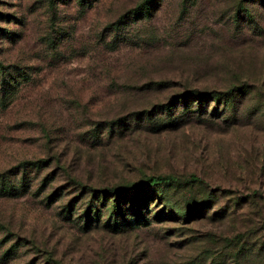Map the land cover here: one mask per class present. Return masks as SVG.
Returning a JSON list of instances; mask_svg holds the SVG:
<instances>
[{
  "label": "rangeland",
  "instance_id": "1",
  "mask_svg": "<svg viewBox=\"0 0 264 264\" xmlns=\"http://www.w3.org/2000/svg\"><path fill=\"white\" fill-rule=\"evenodd\" d=\"M142 1L0 0V264H264V0Z\"/></svg>",
  "mask_w": 264,
  "mask_h": 264
},
{
  "label": "trees",
  "instance_id": "2",
  "mask_svg": "<svg viewBox=\"0 0 264 264\" xmlns=\"http://www.w3.org/2000/svg\"><path fill=\"white\" fill-rule=\"evenodd\" d=\"M158 1V0H157ZM152 3H155V0H143L140 5L136 8L138 12H140L141 10H145V8H147L146 5H150ZM239 9L243 10L246 12V8H242L239 7ZM0 69H1V64H0ZM247 85L245 84H237V85H232L226 88V90L224 91H220V90H208V91H199L197 89H186L185 91H181L176 95H173L170 97V100L168 104H166L165 106H168L169 104H177L180 100L182 102V104L184 105V110L183 112H187L189 111L188 104L189 102H187V100L191 99L192 101H194V103L196 102H203V101H212L214 100L215 103H219L224 105V107L227 108H233V101L234 98L238 95V94H246L247 93ZM200 111L201 106L197 107ZM224 113V112H223ZM48 179V177H47ZM2 182V179L0 180ZM175 184V179L173 176L171 175H148L145 176L138 184H133V186L127 187H118V188H111L109 190H103L101 191V204H103L104 202V198L105 197H116L113 198V204L112 207L114 208L112 210V213L114 215L118 216V205H119V201L121 199H123V194H126L127 189H131L130 190V195H133L136 199L135 201V206L137 205L138 201L142 204V202L139 200V194L141 192V188H151L154 192V194L156 195H160V197H164L166 194L163 193V191L167 188L170 187L172 185ZM0 190H5V186L1 187ZM160 190V191H158ZM107 191V192H106ZM104 193L107 195H104ZM96 200L99 197L98 195L95 196ZM121 198V199H119ZM118 199V200H117ZM118 202V203H117ZM139 204V203H138ZM133 205V206H134ZM188 209H190V207H187ZM137 210V209H136ZM187 213V209L186 211H183V214L185 215ZM190 212V211H188ZM134 220H132V222H136L139 221V219L144 220V214L140 211H137L135 216H134ZM130 222V221H128ZM126 222V223H128ZM112 224L115 226L121 225V223H117L114 221H112Z\"/></svg>",
  "mask_w": 264,
  "mask_h": 264
}]
</instances>
